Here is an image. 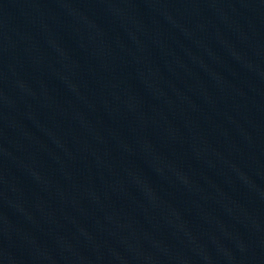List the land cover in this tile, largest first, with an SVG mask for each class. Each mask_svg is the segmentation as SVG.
Here are the masks:
<instances>
[{"label":"water","instance_id":"obj_1","mask_svg":"<svg viewBox=\"0 0 264 264\" xmlns=\"http://www.w3.org/2000/svg\"><path fill=\"white\" fill-rule=\"evenodd\" d=\"M0 264H264V0H0Z\"/></svg>","mask_w":264,"mask_h":264}]
</instances>
